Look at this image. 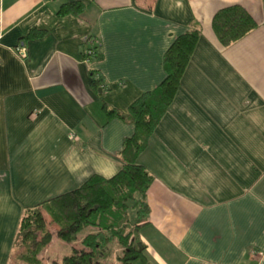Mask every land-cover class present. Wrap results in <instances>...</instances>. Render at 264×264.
<instances>
[{
    "label": "crops",
    "instance_id": "0c3cea01",
    "mask_svg": "<svg viewBox=\"0 0 264 264\" xmlns=\"http://www.w3.org/2000/svg\"><path fill=\"white\" fill-rule=\"evenodd\" d=\"M72 2L84 12L59 16ZM231 7L257 27L224 47L213 20ZM195 28L181 87L138 160L153 182L133 264H264V0H0V264L28 209L120 172L135 128L106 110L126 116L153 92L167 51ZM89 230L52 240L53 263ZM106 251L101 264H121L118 243Z\"/></svg>",
    "mask_w": 264,
    "mask_h": 264
},
{
    "label": "trees",
    "instance_id": "16d2710c",
    "mask_svg": "<svg viewBox=\"0 0 264 264\" xmlns=\"http://www.w3.org/2000/svg\"><path fill=\"white\" fill-rule=\"evenodd\" d=\"M83 12L82 2H72L63 5L58 14L61 17L80 16ZM256 27L257 24L251 16L241 7L222 10L213 20L215 35L224 47L237 43ZM199 36V30L195 28L174 41L164 58L163 82L153 92L139 99L128 115L106 110L108 121L119 119L135 128L133 136L125 139L119 154L123 163L120 172L111 179L94 176L73 192L26 211L20 223L16 243L17 248L21 241L25 245L31 243L34 246V250H30L31 256L23 259L26 264H42L36 256L41 250L47 249L52 241V235L47 232L45 220L39 211L44 207L49 208L53 222L59 228L58 238L66 243L77 242L80 234L87 229H97V232L83 238L82 249H74L61 263L53 264H101V260L106 257L107 247L115 241L124 249L119 260L121 264H133L143 259L145 247L136 231L149 216L146 196L153 178L139 165L138 160L175 100ZM41 37L42 34L33 32L28 39ZM88 52L91 55H87ZM98 53L97 46L90 49L87 45L86 60H96ZM92 76L93 83L100 87L102 80H97L94 74ZM131 203H135L134 209L139 208L134 216V225L137 228L134 237L132 232L128 235L124 232L131 221ZM39 234L42 235L41 241H38Z\"/></svg>",
    "mask_w": 264,
    "mask_h": 264
},
{
    "label": "rangeland",
    "instance_id": "374dc122",
    "mask_svg": "<svg viewBox=\"0 0 264 264\" xmlns=\"http://www.w3.org/2000/svg\"><path fill=\"white\" fill-rule=\"evenodd\" d=\"M134 204L135 203H131L129 205V214H130V222L128 223L127 228L125 229V234L128 235L132 232V236L135 233V230L137 229L136 226L134 225V216L136 215V212L138 211L139 208L134 209ZM41 216L44 218L45 223H46V230L47 232H49L52 235V240H54L55 238L58 237L57 233H58V226L53 222L52 219V215L49 212V208L48 207H44L42 209L39 210ZM32 214V213H31ZM31 214L28 215V217L30 218ZM34 215V214H33ZM96 232V229H90L89 232ZM85 233V232H84ZM137 235V234H136ZM131 236V237H132ZM134 237V236H133ZM42 239V235L39 234V238L38 241H41ZM52 242V241H51ZM79 242V241H78ZM115 243H117L115 241ZM51 244V243H50ZM76 247H78V249H82L80 245H78L77 243L74 244ZM50 246V245H49ZM33 248L34 250V246L30 243L28 244H23L22 241L20 242V244L18 245L17 251L15 252L14 258L12 260L11 264H26L25 261L23 259H25L24 257L28 256L30 257V250ZM48 248V247H47ZM122 248V247H121ZM123 249V248H122ZM106 256L110 255L113 258V255L111 254L110 251H106ZM53 255L52 253H48L47 249L45 250H41L37 256L36 259L42 263V264H53ZM27 257V258H28Z\"/></svg>",
    "mask_w": 264,
    "mask_h": 264
},
{
    "label": "built area",
    "instance_id": "2783aa9c",
    "mask_svg": "<svg viewBox=\"0 0 264 264\" xmlns=\"http://www.w3.org/2000/svg\"><path fill=\"white\" fill-rule=\"evenodd\" d=\"M86 44L88 46H90V49H91L94 46V41H92V39H87ZM17 52H18L19 56H21L22 58H25V50L24 49H17ZM87 55H91V52H88Z\"/></svg>",
    "mask_w": 264,
    "mask_h": 264
}]
</instances>
